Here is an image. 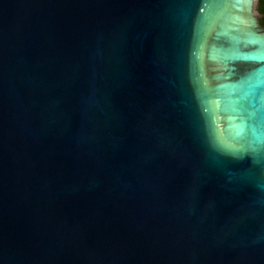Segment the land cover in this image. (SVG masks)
Returning a JSON list of instances; mask_svg holds the SVG:
<instances>
[{"label":"water","instance_id":"95a60500","mask_svg":"<svg viewBox=\"0 0 264 264\" xmlns=\"http://www.w3.org/2000/svg\"><path fill=\"white\" fill-rule=\"evenodd\" d=\"M255 0H0V264H264Z\"/></svg>","mask_w":264,"mask_h":264},{"label":"flooded vegetation","instance_id":"af4514ba","mask_svg":"<svg viewBox=\"0 0 264 264\" xmlns=\"http://www.w3.org/2000/svg\"><path fill=\"white\" fill-rule=\"evenodd\" d=\"M264 0H255L254 2V10L256 12V19L260 25V27L264 28L263 22H264Z\"/></svg>","mask_w":264,"mask_h":264},{"label":"trees","instance_id":"16d2710c","mask_svg":"<svg viewBox=\"0 0 264 264\" xmlns=\"http://www.w3.org/2000/svg\"><path fill=\"white\" fill-rule=\"evenodd\" d=\"M263 12H264V8H263ZM262 25H264V22H263V24Z\"/></svg>","mask_w":264,"mask_h":264}]
</instances>
